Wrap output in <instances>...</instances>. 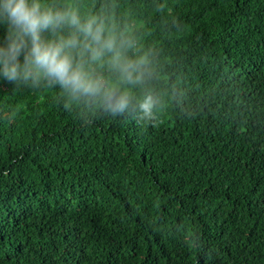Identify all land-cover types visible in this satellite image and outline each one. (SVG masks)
Listing matches in <instances>:
<instances>
[{
  "label": "trees",
  "instance_id": "16d2710c",
  "mask_svg": "<svg viewBox=\"0 0 264 264\" xmlns=\"http://www.w3.org/2000/svg\"><path fill=\"white\" fill-rule=\"evenodd\" d=\"M39 2L145 63L73 49L95 96L0 73V264H264V0Z\"/></svg>",
  "mask_w": 264,
  "mask_h": 264
},
{
  "label": "clouds",
  "instance_id": "9594fccd",
  "mask_svg": "<svg viewBox=\"0 0 264 264\" xmlns=\"http://www.w3.org/2000/svg\"><path fill=\"white\" fill-rule=\"evenodd\" d=\"M0 22L8 27L7 47L0 48V73L8 80L21 76L34 81L43 78L73 95L95 96L104 89V83L91 78L82 65L74 63L72 50L77 47L85 50L92 61H100L106 53H112L110 63L124 81L135 84L141 79L140 67L145 58L127 59L117 47L115 37L105 35L104 25L96 17L82 20L75 11H55L39 0H0ZM65 25L75 30L70 36L42 38L44 32L55 33ZM127 43L130 46L131 42ZM22 52L23 65L19 62ZM104 98L113 113H122L129 104L126 92L116 94L108 89ZM150 107V98L140 104L145 114Z\"/></svg>",
  "mask_w": 264,
  "mask_h": 264
}]
</instances>
